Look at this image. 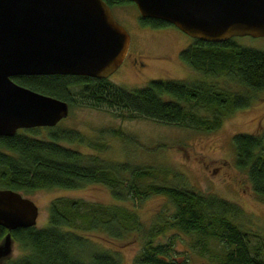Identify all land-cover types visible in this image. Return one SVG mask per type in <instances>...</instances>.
<instances>
[{"label":"trees","instance_id":"16d2710c","mask_svg":"<svg viewBox=\"0 0 264 264\" xmlns=\"http://www.w3.org/2000/svg\"><path fill=\"white\" fill-rule=\"evenodd\" d=\"M106 1L113 5L132 0ZM139 19L155 26L170 23L141 15ZM180 56L198 76L151 78L132 88L108 77L83 74H17L12 78L66 99L69 106L114 107L207 130L219 127L237 107L249 105L252 91L264 89V48L241 44L236 36L222 41L191 37ZM55 125L0 135V187L27 192L97 181L107 185L117 200L140 202L150 194H161L172 210L160 209L152 222H145L135 207L123 203L54 197L46 223L11 229L18 253L3 264H123L119 249L103 246L90 234L93 231L114 239L137 233L141 247L132 264H264V230L242 224L246 214L236 201L184 185L183 179L171 183L167 176L175 171L162 166L83 152L62 141H85L86 137ZM109 131L123 136L122 131ZM232 142L235 165L246 170L253 190L264 199V126L257 132H235ZM7 231L0 224V240ZM170 231L167 242L157 239ZM176 238L185 239L204 262H191L188 248L182 256L173 254Z\"/></svg>","mask_w":264,"mask_h":264},{"label":"rangeland","instance_id":"374dc122","mask_svg":"<svg viewBox=\"0 0 264 264\" xmlns=\"http://www.w3.org/2000/svg\"><path fill=\"white\" fill-rule=\"evenodd\" d=\"M115 17L127 28L130 43L127 56L108 76L109 80L127 88L146 84L151 78H194L196 70L180 56V50L191 36L172 23L155 26L143 24L136 4L127 1L111 5ZM241 44L264 48V36L238 35ZM208 78H211L210 76ZM247 106H239L224 117L215 129H203L194 124L162 122L150 117L130 113L108 106L70 105L69 113L55 127H69L87 138L85 141L66 142L83 152H97L112 159H127L133 163L153 164L174 170L167 180L180 179L184 185L211 191L236 201L245 211L241 220L247 228L264 230V199L252 188L246 170L235 165V149L232 136L235 132H257L264 126V89L252 91ZM54 127V126H53ZM52 126H49L50 129ZM122 131L123 136L109 129ZM43 132H46L44 129ZM31 197L38 206L36 225L47 221L48 205L54 197L81 198L102 203H123L136 208L145 222H152L160 209L172 210L170 202L161 194H150L140 202L132 199L117 200L102 182H84L76 187H47L21 191ZM103 246L116 247L123 264H132L134 255L141 247L137 233H127L120 239L93 231ZM172 232L159 236L167 242ZM173 254L192 253L193 263L204 262L183 238L174 241ZM18 253L13 244L11 256ZM3 262V261H2Z\"/></svg>","mask_w":264,"mask_h":264},{"label":"water","instance_id":"95a60500","mask_svg":"<svg viewBox=\"0 0 264 264\" xmlns=\"http://www.w3.org/2000/svg\"><path fill=\"white\" fill-rule=\"evenodd\" d=\"M144 17L161 18L191 37L222 41L264 36V0H132ZM127 28L106 0H0V135L53 126L69 113L66 99L15 81L17 74L108 77L125 58ZM38 206L0 187V264L11 256V229L36 225Z\"/></svg>","mask_w":264,"mask_h":264},{"label":"flooded vegetation","instance_id":"af4514ba","mask_svg":"<svg viewBox=\"0 0 264 264\" xmlns=\"http://www.w3.org/2000/svg\"><path fill=\"white\" fill-rule=\"evenodd\" d=\"M111 6V5H110ZM128 53V52H127ZM126 56H127V54H126Z\"/></svg>","mask_w":264,"mask_h":264}]
</instances>
